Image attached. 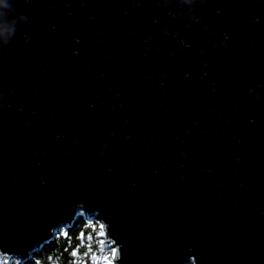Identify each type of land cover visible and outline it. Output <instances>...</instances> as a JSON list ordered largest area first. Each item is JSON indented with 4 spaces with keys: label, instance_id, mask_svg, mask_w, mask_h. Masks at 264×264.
Returning a JSON list of instances; mask_svg holds the SVG:
<instances>
[{
    "label": "water",
    "instance_id": "95a60500",
    "mask_svg": "<svg viewBox=\"0 0 264 264\" xmlns=\"http://www.w3.org/2000/svg\"><path fill=\"white\" fill-rule=\"evenodd\" d=\"M7 2L9 259L82 212L119 264H264V0Z\"/></svg>",
    "mask_w": 264,
    "mask_h": 264
},
{
    "label": "trees",
    "instance_id": "16d2710c",
    "mask_svg": "<svg viewBox=\"0 0 264 264\" xmlns=\"http://www.w3.org/2000/svg\"><path fill=\"white\" fill-rule=\"evenodd\" d=\"M77 221H79L77 223ZM94 221V220H93ZM76 226L69 228V225L62 227L61 231L56 232L53 239L43 245L41 249L34 251L25 264H32V261L41 260V264H76L77 261L87 259L83 253L87 251V247L91 246L92 251H95L98 256H102L107 252L106 244H100L102 237L96 235L98 229L91 226L92 221L79 214L71 223ZM70 224V225H71ZM69 232V236L65 238L61 233ZM84 233L83 243L79 239V234ZM91 236L92 240L87 237ZM80 247V255L77 257L71 256L73 247ZM14 264L15 260H11Z\"/></svg>",
    "mask_w": 264,
    "mask_h": 264
},
{
    "label": "snow or ice",
    "instance_id": "6c2138e0",
    "mask_svg": "<svg viewBox=\"0 0 264 264\" xmlns=\"http://www.w3.org/2000/svg\"><path fill=\"white\" fill-rule=\"evenodd\" d=\"M78 222L79 221H77V223ZM75 226L76 224L73 223L69 225V228ZM91 226L94 229H98V231H96L97 236L111 237L106 243L107 252H105V254L102 256H98L95 251H92L91 246H88L87 251L83 253V255L87 259L77 261L76 264H119V261L121 260V249L119 246V242L111 234V226L107 222L102 221V219L99 218V214H98V218L92 221ZM60 231L61 229H59V232ZM61 234L65 238L69 236L68 231H64ZM83 238H84V233H80L79 239L81 241V244L83 243ZM87 239L92 240V237L88 236ZM99 243L105 244V241L101 240L99 241ZM79 255H80V247L78 245L77 247H73L71 249V256L77 257ZM9 256H15V253L0 248V264H13V262L9 259ZM14 264H25V262L15 259ZM32 264H41V262L39 260H36V261H32Z\"/></svg>",
    "mask_w": 264,
    "mask_h": 264
},
{
    "label": "clouds",
    "instance_id": "9594fccd",
    "mask_svg": "<svg viewBox=\"0 0 264 264\" xmlns=\"http://www.w3.org/2000/svg\"><path fill=\"white\" fill-rule=\"evenodd\" d=\"M10 7L7 0H0V42H6L7 38L12 35L13 29L9 24L3 22L4 12ZM24 19L23 15L19 17ZM41 262V260H39ZM189 264H195L192 257H189Z\"/></svg>",
    "mask_w": 264,
    "mask_h": 264
},
{
    "label": "rangeland",
    "instance_id": "374dc122",
    "mask_svg": "<svg viewBox=\"0 0 264 264\" xmlns=\"http://www.w3.org/2000/svg\"><path fill=\"white\" fill-rule=\"evenodd\" d=\"M80 214L87 218V216L84 215V213L81 212ZM87 219H88L89 221H93V220H95V219H89V218H87ZM101 240L105 241V240H104V237H102ZM105 244H106V242H105Z\"/></svg>",
    "mask_w": 264,
    "mask_h": 264
}]
</instances>
